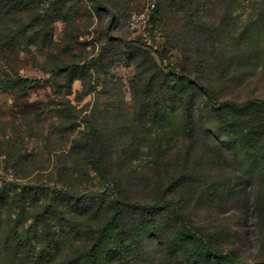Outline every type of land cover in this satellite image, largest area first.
Masks as SVG:
<instances>
[{
	"label": "rangeland",
	"instance_id": "1",
	"mask_svg": "<svg viewBox=\"0 0 264 264\" xmlns=\"http://www.w3.org/2000/svg\"><path fill=\"white\" fill-rule=\"evenodd\" d=\"M6 2L0 0V7ZM192 6L181 4L179 11L171 12L168 0H36L30 5L32 10L29 12L13 18L1 16L0 80L7 78L6 75L19 76L31 80L32 85L20 94L3 88L4 83H0V188L5 183L37 181L53 182L58 188L72 185V172L75 173V168L82 162L78 154L80 144L76 143L83 141L93 126L107 125L115 130L119 122L118 111L128 120L134 116L131 87L135 70L123 61H114L122 57V40H139L145 44L143 50L164 49L165 64L192 65L193 77L215 81L218 88L223 84V98L264 99V20L262 27L252 32L255 35L253 44L259 46L257 55L250 60L244 53V62L230 60L228 65L231 56L228 55V3L214 12L209 7L194 13ZM262 8L264 0H240L232 13L233 21L238 22L237 28H250L258 9ZM43 13H48L45 21L37 25L30 21ZM185 20H192L193 24L187 25ZM25 28L31 31L25 33ZM10 30L12 34L8 35ZM108 50L113 55L106 58ZM100 53L104 56L102 67H91L85 84L76 80L66 88L65 79L56 76L54 66L74 62L89 68L86 64L99 58ZM151 56L158 62L154 54ZM59 86L64 89L60 90ZM66 102L73 115L62 121L59 108ZM170 119L165 128L146 125L144 134L136 135L138 143L131 148L129 156L132 167L136 168L132 177L137 176L139 180L129 183L132 198L136 195L139 200L161 199L167 188L162 174H173L177 179L184 174V165H188L191 170L188 177L194 181L190 188L195 191L193 203L186 208L191 222L206 234L218 235L213 240L220 244L225 242L223 246L235 250L242 262L264 259V197H257V190L260 189L259 195L262 192L259 180L250 178L247 163L236 165L219 142L206 140L187 148L182 113L178 111ZM113 130L108 132L116 141ZM87 171L91 179L82 184L100 188L96 173ZM67 174L70 175L68 179ZM230 176L236 181L228 190L226 180ZM154 178L161 184H151ZM223 186H226V192L217 193V189L225 188ZM11 187L8 185L7 189ZM18 198L20 201H16L14 207L0 210L2 220L9 225L3 228L2 224L0 230V251L4 258L14 264H31V261L64 264V253L66 256L78 253L79 240L57 227L62 244L57 249L54 244L52 248H44L42 241L35 239L29 205L20 196ZM182 199L185 204V196ZM259 203L261 207H258ZM24 207L28 208V214L17 222L16 228V213ZM15 229L17 236L25 241L24 248L16 256L11 255L17 242ZM137 256L141 257L134 259L131 256L129 259L134 260L128 263L184 262L182 256L169 258L165 243L155 236L144 240Z\"/></svg>",
	"mask_w": 264,
	"mask_h": 264
},
{
	"label": "trees",
	"instance_id": "2",
	"mask_svg": "<svg viewBox=\"0 0 264 264\" xmlns=\"http://www.w3.org/2000/svg\"><path fill=\"white\" fill-rule=\"evenodd\" d=\"M35 1L7 0L4 6L0 7V17L6 15L13 18L29 12L32 10L30 5ZM239 1L168 0L171 12L179 11L181 4L184 7L194 5L192 6L194 13L209 7L214 12L228 3L230 42L228 55H231L228 57V65L230 60L244 62V53L250 60L257 55L259 46H254L255 35L252 32L262 27L264 20V8L258 9L257 18L252 25L249 24L250 28L238 29V22L233 21L232 13ZM99 6L108 10L103 4ZM47 17L48 13L38 14L30 21L37 25ZM10 21L13 25L14 22ZM191 21L185 20V23L192 25ZM22 27L24 28V25ZM30 31L25 28V33ZM11 34L10 30L8 35ZM31 38L35 37L28 39ZM122 43V57L114 61H123L135 70L131 87L133 101L131 107L134 116L128 120L119 111L113 110L117 112L116 118L119 121L115 130L109 129L107 125L102 128L93 126L91 132L85 135V139L76 143L80 144L78 154L82 157V162L80 161L75 168L76 176L74 171L72 172L71 176L74 178L72 185L58 188L57 184L49 181L5 183L0 188V210L14 207L12 205L20 201L19 196L20 199H24L23 202L29 205L30 212L33 213V228L37 236L35 239L39 238L46 249L52 248L53 244L57 249L62 244L56 227L61 232L74 234V238L80 242V247L76 255L63 254L64 264H129L141 257L137 255L144 246V240L150 236L158 237L165 243L169 258L182 256L183 264H264V259L242 262L235 250L223 246L225 242L220 244L213 240L218 235L206 234L191 222L186 208L193 203L195 191L190 188L194 181L188 177L191 173L188 165H184V174L177 179H174L173 174H162L167 188L159 200H139L136 195L132 198V192L128 187L133 180L135 182L139 180L137 176L132 177L136 168L132 167L129 156L131 148L138 143L136 135L144 134L146 125H160L161 128H165L173 118L170 117L180 111L182 125L186 131V147L205 143L206 140L212 143L219 142L222 150L232 156L236 165L247 163V172L252 175L250 178L258 179L261 184L262 192L259 195L258 189L257 197H264V99L223 98L221 97L223 84L218 88L215 81H201L193 77L192 65L176 67L165 64L167 55L164 49L143 50L145 44L139 40H122ZM168 43L171 44L170 37ZM15 46L16 43L11 48L14 49ZM105 53L106 58L110 54L113 55L111 50ZM153 54L158 62L151 56ZM103 57L100 53L99 58L91 59L86 64L89 68L81 67L74 62L53 68L56 76L65 79L64 87L69 88L76 80L85 84V78L90 76L91 67L99 69L102 67L100 65ZM6 77L0 80V83H4L2 87L20 94L30 89L32 85V81L27 78L8 75ZM58 88L64 89L63 86ZM65 104L62 103L59 108V117L62 121L73 115L68 102ZM65 129L67 131L68 128ZM109 130L116 131V141ZM187 161L188 158L185 159V163ZM88 169L96 173L101 182L100 188H90L82 184L91 179ZM65 176L66 179L70 178L69 174ZM230 177L226 180L228 190L234 187L236 181L234 176ZM158 180L154 178L151 184L154 182L161 184ZM151 184L149 190L152 188ZM8 185L12 187L7 189ZM223 187H225L223 190L217 189V193L226 192V186ZM183 196L186 198L185 204ZM257 203L255 201V204ZM258 207H261L260 203ZM26 211L28 208L24 207L16 213L17 220L14 223L16 228L17 222L28 214ZM261 213L259 210V217ZM1 216L0 214V230L2 224L3 228L9 227ZM96 219L100 220L95 222ZM259 226L261 227L260 223ZM14 234L17 242L11 255L16 256L18 251L24 248L25 241L21 240V236H17L16 229ZM131 256L134 259H129ZM0 258L2 264H14L4 258L1 251ZM127 259L129 260L126 262ZM31 264H37V261H31Z\"/></svg>",
	"mask_w": 264,
	"mask_h": 264
}]
</instances>
